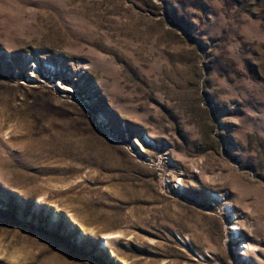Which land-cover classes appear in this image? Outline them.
Listing matches in <instances>:
<instances>
[{"label": "rangeland", "instance_id": "obj_1", "mask_svg": "<svg viewBox=\"0 0 264 264\" xmlns=\"http://www.w3.org/2000/svg\"><path fill=\"white\" fill-rule=\"evenodd\" d=\"M0 264H264V0H0Z\"/></svg>", "mask_w": 264, "mask_h": 264}, {"label": "built area", "instance_id": "obj_2", "mask_svg": "<svg viewBox=\"0 0 264 264\" xmlns=\"http://www.w3.org/2000/svg\"><path fill=\"white\" fill-rule=\"evenodd\" d=\"M47 63V62H46ZM38 73V76L44 78L49 84H51L54 88L58 90H70V93L72 92L71 89H73V86L70 84L67 87V77L65 76L66 70L63 68L62 72L59 70V68L56 70L54 63L51 62L44 67V70L42 71H35ZM31 78L36 79V76L34 74L31 75Z\"/></svg>", "mask_w": 264, "mask_h": 264}, {"label": "bare ground", "instance_id": "obj_3", "mask_svg": "<svg viewBox=\"0 0 264 264\" xmlns=\"http://www.w3.org/2000/svg\"><path fill=\"white\" fill-rule=\"evenodd\" d=\"M245 248V247H244Z\"/></svg>", "mask_w": 264, "mask_h": 264}]
</instances>
